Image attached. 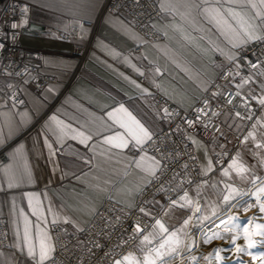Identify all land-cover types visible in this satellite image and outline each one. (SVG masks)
Here are the masks:
<instances>
[{"label": "crops", "instance_id": "obj_1", "mask_svg": "<svg viewBox=\"0 0 264 264\" xmlns=\"http://www.w3.org/2000/svg\"><path fill=\"white\" fill-rule=\"evenodd\" d=\"M21 1L49 14L42 21L37 22L41 27L49 24L53 15L74 23L78 19L76 14L78 11H87L90 17L87 21H92L96 18L104 2V0H95V3L90 5L77 3V0ZM154 1L160 14L153 20L152 25L155 24V29L161 34L160 40L154 43L140 44L130 35V32L134 30L125 11L116 14H103L96 24L92 49L79 70H77V62L67 56L71 51V43L42 32L32 31L29 33L23 30L20 38L23 46L44 50L47 53L43 58L52 61H64L68 67H55L46 64L42 59L40 70L43 74L56 78V83L49 84L56 86V91L45 95V90L49 86L47 85L36 96L30 88L23 87L25 91L21 93L25 105L12 110L16 127L10 132L9 127L0 122V130H2L4 141L3 144H0V152L3 151L5 154V160L0 162V187L3 188V191H0V217L6 219L9 240L8 248L0 249V253H2L0 264H30L26 257L21 255L16 247L12 246L17 243L15 234L17 227L21 232L24 227L23 220L18 213H14L12 210L13 197L17 198V207L24 209L33 225L39 222L35 216L31 215L28 199L24 196L26 192L38 196L39 202L42 204V209H38V211H43L49 220L52 217L47 213V208L51 205L55 211L71 216L83 227L92 217L86 214L83 209L84 203H94L98 209L102 202L109 198L115 202L120 201L119 204L126 207L134 205V199L137 195L129 196L127 189L133 188L140 182V176L137 175L139 170L128 166V161L122 156L109 158L98 154L93 158V153L85 148L83 144L79 143L78 140L69 138L63 142L62 146L54 144L58 148L55 157L58 168L54 170L53 161L49 158L48 150L43 143L45 134L49 136L50 140H55L51 133H46L43 129V125L50 116L55 114L59 119L71 123L74 127H80L81 125L91 127L98 123L96 121L97 117L106 118V113L112 107L124 103L129 111L147 126L153 129H162L165 125L164 121L155 116L154 109L149 106L153 105L149 98L147 103L144 99L139 98L136 91L120 78L118 73H124L132 79H136L143 86L148 87L151 92L159 93L185 111L191 109L188 106L190 102L195 103V101H190L189 98L194 95L198 96L199 93L194 91L193 82L181 70V67H177V64L173 63V60H176L181 66H190L194 72L208 67L217 75L219 69L212 68L211 65L215 58L220 55L204 50L209 48L210 41L225 45L224 38L212 25L202 19L199 21V26L205 31H193L190 26L185 25L195 38L193 42L183 41L178 34L171 32L170 36L172 38H166L163 35L162 27L171 22L172 16L162 13L158 0ZM176 19L177 22H181L179 17H176ZM154 44L161 45V48L153 47ZM165 47L169 50L167 55L162 50ZM136 48L138 52H135ZM110 52L119 53L120 56L114 57ZM142 53H146L150 59L157 60L162 67L167 69L164 76L158 78V80L162 87L168 91V95L152 87L148 80L138 77L132 69L122 62V57L132 56L134 63L147 66V61L135 59V57L141 56ZM139 79H142V81H139ZM2 85L3 81H0V87ZM252 87L256 88L257 94H260V89L255 84ZM173 90L175 91L173 92ZM244 92L246 94L247 88L244 89ZM129 97H132V99H129ZM3 103L0 100V104ZM252 104L255 108L252 109L254 117L250 121V125L255 123L257 118L264 121V108L259 107L255 101H251ZM49 105L52 106L48 109ZM9 108H11L10 105ZM155 109L158 108L155 107ZM25 111L31 117L30 122L20 124V117L15 113ZM225 112L230 111H224L216 118L225 133L224 136L217 135L218 141L216 144H213L214 136L210 137L208 141H202L193 136L202 145L200 147L188 140L189 146L196 153L199 162V173L201 172V165L207 162L206 155L212 157L214 165L213 170L208 172L207 176H202L204 180L208 181V184L202 187L199 197L195 196L194 186L189 188V194L194 203H198L200 212L193 216L190 224L185 229L188 233L194 226L203 227L214 222L232 202L240 198V196H237L226 203L224 196L229 195L230 191L226 184L245 192L254 185L251 182L254 177L264 178V164L260 162L258 155L253 154L254 152L264 154V149L257 150L254 143H248L247 145L240 143L247 131L251 130L250 125L247 126L246 122L243 121L241 122L243 131L237 132L235 129H229L227 124L223 123L225 119L223 113ZM120 115L127 120L126 116ZM257 128V138L264 139V135H261L264 133V128H260L259 125ZM115 130L123 131L122 129ZM20 145H23L21 152L15 156L11 155ZM220 145H223L224 148L222 149ZM205 149H207V153ZM213 149H215V153H221L222 151L226 153L220 166H216L214 162ZM237 153H240L244 166L249 169L245 174L246 180H242L235 170L230 171L227 177L222 175L223 170L232 163L230 157H235ZM124 155L130 159L135 153L126 149ZM148 155L151 156L149 152ZM84 158L90 160L91 163H84ZM25 164L31 170L33 182H24L19 187L9 189L3 170L10 166L11 171L22 172ZM125 171L127 174H125ZM65 173L67 175H64ZM85 173L88 174L86 177H84ZM76 177H84L83 182L76 179ZM258 181L256 180L255 184ZM96 185L106 189V191H98L95 188ZM155 199L160 203H165L163 194L156 195ZM32 203L35 207L37 200L34 199ZM152 211L162 219L167 227L176 229L182 226L183 220L187 216L192 215L194 208L191 210L176 209L170 211L167 215L159 212L156 207H153ZM144 217L153 223L151 217ZM197 217L200 219H197ZM61 226L69 232H75L71 225L62 224ZM147 229L151 232V225ZM139 244L140 241L137 242L133 251L137 256L141 255L137 251Z\"/></svg>", "mask_w": 264, "mask_h": 264}, {"label": "snow or ice", "instance_id": "obj_2", "mask_svg": "<svg viewBox=\"0 0 264 264\" xmlns=\"http://www.w3.org/2000/svg\"><path fill=\"white\" fill-rule=\"evenodd\" d=\"M32 2H38V0H32ZM158 2L161 12L172 16L171 22L162 27L163 35L166 38H172V36H170L171 32L178 34L183 41L193 42L195 38L185 25L190 26L193 31H205L199 26V21L201 19L212 25L220 36L224 38V41H226L225 45H221L216 41H210L209 48L204 51L218 53L223 57L222 64H215L213 62L211 67L221 69L222 71L220 74L224 79L229 80V85H231V87H229V85H217L215 83L216 75L213 71L209 70L208 67L203 68L201 71L194 72L190 66H181L176 60H173V63H176L177 67H181V70L184 71L193 82L194 91L199 93L198 96L194 95L189 98L190 101H195V103L190 102L188 105L193 109L194 118H188L187 115L181 117L179 111L175 109L170 110L167 106L155 109L154 105H149L154 109L155 116L169 124L175 121L177 117H180L182 124H186L188 128L192 129H194L196 125L202 126L205 130L215 127V133H218L219 136H224L225 133L222 131L221 126L215 123V118H218L221 113L217 110V107L213 105L212 101H217L219 98L223 97L229 105H232V101L239 97V102L232 106L231 111L223 113L225 117L223 123L227 124L229 129H235L237 132L243 131V124L241 122L252 121L254 117L251 101H255L259 107L264 108V53L257 55L255 62L247 60L246 64L241 63V60L245 59L241 56V52L245 51L248 45L253 42H264V0H158ZM77 3L91 5L95 3V0H77ZM136 3L139 4V0H136ZM28 14L29 8L27 6L21 7V19L12 21L9 26L12 31L10 33H4L2 28H0V75L11 76L13 74L3 67L2 52L5 48V44L2 41L8 40L15 45L18 35L15 30L20 29L28 31L29 33L35 30V26H29ZM76 14L78 19L75 21V25L79 29V39L83 41L87 39L88 29L85 27L84 22L89 20V13L87 11H78ZM176 17H179L181 22H177ZM152 27L155 28L156 25L153 24ZM48 35L59 38L56 37L54 33H48ZM130 35L140 44L147 43V41L139 37L134 31L130 32ZM153 47L161 48V45L154 44ZM162 50L165 51L166 55L168 54L169 50L166 47ZM110 54H113L114 57L120 56L119 53L110 52ZM42 59L46 64H51L55 67H68L64 61H52L48 58ZM121 59L138 77L148 80L152 87L168 95V91L162 87V84L158 80V78L164 76L167 69L162 67L157 60L150 59L146 53H142L141 56L135 57V59L147 61V66L134 63L132 56H124ZM7 67H12V63L9 62ZM244 68L248 69L246 75L243 73ZM22 72L27 74V79L24 81L25 85L35 79V77L30 74L27 66L24 67ZM21 74V72L15 73L17 76ZM118 75L127 82L130 87L136 91L137 96L144 99L146 103L147 99L153 96L150 89L143 86L136 79H132L124 75V73H118ZM254 84L260 89V94H257L256 88L252 87ZM6 87L9 89L6 93H4V88L0 87V93H4L6 97L4 103L0 104V122L6 124L11 132V130L16 127L12 110L16 109L18 105L24 104V101L19 98L18 92L25 91V89L11 82L7 83ZM37 87H39V85H37ZM213 88H215V90H212ZM232 88H234L235 91H232ZM245 88H247L246 94L244 92ZM55 91L56 86L49 85L45 90V95ZM174 91L175 90H173V92ZM129 99H132V97H129ZM9 102L11 103V108H9ZM120 114L126 116L127 120L123 119ZM15 115L20 117V124H27L30 122L31 117L26 111L16 112ZM96 121L98 123L91 127H86L84 125L74 127L71 123H66L59 119L55 114L49 117L48 121L43 125V129L46 133H51L55 140H50L49 136L45 134L43 143L48 150L49 158L53 161L54 170L58 168V165L55 163L58 148H56L54 144L62 146L63 142L69 138L78 140L79 143L83 144L85 148L93 153V158L98 154L101 156H108L109 158L112 156H122L128 161V166L139 170L137 175L140 176V182L133 188L127 189V194L129 196L143 195L145 186L151 185L153 181H158L160 176L163 175L167 169L166 163L156 159L155 156L148 155V146L153 142L154 137L159 136L161 139L167 140L174 133L180 134L186 133L187 131L182 128L181 124H177L175 130L170 129L167 133H165L163 129H153L140 119H137L124 103H119L112 107L111 110L106 113V118L97 117ZM258 125L260 128H264V121H262L261 118H257L256 122L250 125L251 130L247 131L246 135L240 140V143L245 145L254 143L257 150L264 149V139L257 138ZM115 129H122L123 131ZM215 133L213 144H216L218 141V137ZM261 135H264V133ZM183 139L185 141L191 140V142L198 147L202 146L200 142L195 140L191 135L186 134L183 136ZM3 142V134L2 130H0V144H3ZM220 147L222 149L224 148L223 145H220ZM22 149L23 145H20L11 155L15 156L19 154ZM126 149L133 151L135 155L129 159L124 155ZM212 151L217 161H220L226 154L223 151L221 153H215V149ZM205 152L207 153V149H205ZM253 154L258 155L260 162L264 164V154L260 152H254ZM161 155L165 160L169 158L166 153H162ZM191 159L195 160L196 157H191ZM230 159L232 163L223 170L222 175L227 177L230 171L235 170L242 180H246L247 177L245 174L249 169L244 166L240 153H237L235 157H230ZM206 161L205 164L201 165V176H207L208 172L213 170L214 165L212 157L206 155ZM84 163H91V161L84 158ZM182 169L187 170L188 165L184 164ZM3 173L6 177L7 187L9 189L19 187L20 184L24 182H33L31 170L27 164H25L22 172L11 171L9 166V168L3 170ZM141 173L143 175H140ZM125 174H127L126 171ZM64 175H67V173ZM87 175L88 174L85 173L84 177ZM179 176L180 173H176L170 181L166 184H162L159 189H156L153 197L149 200H144L142 202L143 206L138 209L139 213L151 217L153 221L151 224V232H149L146 227H141L139 222H136L132 233L127 237V239H138L140 241L137 251L141 255L137 256L133 252L116 253L114 251L115 247H123V245L127 243V240L122 236L121 243L119 245H114L104 254V258L109 259L110 264H173V261L177 259L182 261L185 258L184 252H191L194 244L191 242L192 238L185 229L190 224L193 216L200 212V208L198 203H194L185 185H193L195 196L199 197L202 187L207 185L208 181L201 180L199 182H194L189 178L187 171H185V178L174 183ZM84 177H76V179L83 182ZM260 179V177H254L251 182L255 184L256 180ZM213 186L215 185L213 184ZM226 187L230 190L229 195L224 196V201L226 203L237 196L247 195L246 192L233 188L231 185L226 184ZM95 188L100 192L106 191V189L101 188L99 185H96ZM0 191H3L2 187H0ZM259 193H264V187H259L255 192H252V195L256 196L258 203ZM159 194L164 195L165 203H160L155 199V196ZM24 196L28 199V207L31 210V215L35 216L39 223L33 225L24 209L17 207V198L13 197L12 210L14 213H18L19 217L23 220L24 227L22 232L19 227H17L15 233L17 236V243L12 246L16 247L21 255L26 257L30 264H55L54 253L56 252L57 245L53 240L52 230L62 224L71 225L73 229H75L72 235H76L77 233L82 234L89 229L81 226V224L71 216L63 215L55 211L51 205L47 208V213L52 217L51 220H49L48 216L45 215L43 211H38V209H42V204L39 202L38 196L27 192L24 193ZM34 199L37 200V205L35 207H33L32 203ZM119 202L120 201H117V203ZM252 206L253 205L248 204L245 211ZM153 207H156L158 211L162 212L164 215L176 209L191 210L194 208V212L183 220V224L180 228L170 229L165 225L162 219L152 211ZM83 209L89 216L97 215V208L94 203H84ZM259 211L264 213V204H259ZM197 219L200 218L197 217ZM117 222H120L119 217H117ZM108 223H111V221H108ZM249 223H251V220ZM49 225L52 230L49 229ZM257 227L261 226L257 225ZM60 231L64 235L69 234L67 229L61 228ZM244 232L246 234L245 240L247 241L245 246L241 247L238 245L236 243L238 237H233L228 249L218 248L215 251L219 253L221 251L233 252L234 250L236 254L234 264H244L241 259V255L244 253L251 256L253 264H255L257 259L264 261V252L257 254L250 251L258 243V241L252 239V236L264 237V232L249 233L247 228L244 229ZM202 235L204 237V243H210L212 239L218 236L217 233L211 235L209 233H202ZM186 239L189 241L188 243L185 242ZM259 242L264 243V241ZM80 243L82 244L83 242ZM88 243L90 247L84 249V251L90 254V256L95 255L92 249H101L103 247L96 241H89ZM0 255H2V253H0ZM191 259L195 260L196 257H192ZM204 259L208 258L205 257ZM217 259L223 261L229 259V257L218 255ZM81 264H83L82 258Z\"/></svg>", "mask_w": 264, "mask_h": 264}, {"label": "built area", "instance_id": "obj_3", "mask_svg": "<svg viewBox=\"0 0 264 264\" xmlns=\"http://www.w3.org/2000/svg\"><path fill=\"white\" fill-rule=\"evenodd\" d=\"M18 6V7H13ZM27 6L29 8V23L39 25L37 22L42 21V19L49 14L43 10L37 9L21 0H0V28H2L4 33H10V24L14 20H20V8ZM120 11H125L133 30L147 43H154L161 38V34L152 27V22L156 19L160 11L154 0H139V4L136 0H104L101 8L99 9L96 18L92 21H85V27L88 29L87 39L81 41L79 39V29L76 27L75 22L71 23L68 20L60 16H52L49 24L43 26L42 31H36L38 33H54L57 39L69 42L72 44L71 51L67 56L73 58L77 62V70H79L84 64L89 52L92 49L93 37L98 19L103 14H116ZM40 26V25H39ZM17 39L15 45L10 41H2L5 44V48L2 52L3 56V67L7 71L12 72L11 76L0 75V81H3L2 87L4 88V93L8 92L9 89L6 84L11 82L21 87H27L32 90V92L38 96L41 91L49 84L56 83L55 77L47 76L43 74L40 70V62L43 56L47 53L44 50L28 48L22 45L20 38L23 30L17 29ZM138 52V49H135ZM255 53V55H254ZM264 53V42H253L247 46L245 51L241 52V56L245 59L241 60L242 64H246L247 60L253 62L256 61V56ZM9 62L12 63V67H7ZM215 64H222L223 57L217 56L213 61ZM212 62V64H213ZM27 66L30 74L35 77L34 80L28 84H24L25 79H27V74H24L22 70ZM221 69H219L215 83L220 86L228 85L229 80L224 79L220 74ZM16 72H21L22 74L17 76ZM248 69L244 68L243 73L247 74ZM230 79V78H229ZM142 81V79H139ZM39 85V87H37ZM212 90H215L213 88ZM232 91H235L232 89ZM4 93H0V100L4 102L6 97ZM153 96L149 97L150 102L158 109L167 106L170 110L175 109L179 111L181 117L187 115L188 118H194V112L191 108L187 112L182 110L177 105L173 104L169 100L165 99L157 92H152ZM19 98L24 101V104L18 105L21 107L25 105V100L21 92H18ZM239 102V97L232 101V105H229L225 98L221 97L217 101H212L213 105L217 107V110L222 113L224 111H231L232 106ZM11 106V103L9 102ZM52 106V105H51ZM48 106V109L51 107ZM255 106L252 104V109ZM246 125H250V121H244ZM215 123L220 125L218 120L215 118ZM164 127L162 128L165 133L170 129L175 130L177 124H181L182 128L186 129V133L173 134L167 140L161 139L159 136H155L153 142L148 146V152L151 156H155L156 159L163 161L167 164V169L160 176L158 181H153L151 185L146 186L143 195H137L134 199V205L132 207H126L119 204L109 198H106L100 207L97 209V215L92 216L85 228L89 229L84 233H77L72 235V232L68 231V235H64L60 229L64 228L59 225L56 229L52 230L51 226L49 229L52 230L53 240L55 241L57 247L54 253L55 264H81V258L83 259V264H110V260L104 258L105 252H107L114 245H119L121 243V237L127 240V243L123 247H115L114 251L116 253H128L133 252L135 245L139 241L133 239H127V237L132 233L136 222L141 224V227L149 228L151 225V220L145 218L143 214L139 213V207L143 206L144 200H149L153 197L156 189H159L162 184H166L172 179L176 173H180L176 182L185 178V171L189 174L194 182H199L204 180V178L199 173V162L195 151L189 146L188 140L183 139L184 135L194 136L202 141H208L210 137L214 136L215 127L205 130L202 126L196 125L194 129L188 128L186 124H182L180 117H177L172 123H167L164 121ZM222 128V127H221ZM215 135H219L215 133ZM166 153L168 159L165 160L161 155ZM191 157H196L192 160ZM5 160V154L3 151L0 152V162ZM224 159L220 161L216 160L214 157V162L216 166H220ZM184 164L188 165V169H182ZM193 185L186 184L185 187L189 190ZM165 199V197H164ZM113 210V211H110ZM117 217L120 218V222H117ZM111 221V223H108ZM209 227L208 224L204 225L203 228ZM66 229V228H64ZM89 241H96L98 244L102 245L101 249H92L95 255L86 253L84 249L89 248ZM80 242H83L82 244ZM9 246L8 234H7V223L6 219L0 217V249H6ZM193 252H184V259H189ZM191 258V257H190ZM179 260V259H177Z\"/></svg>", "mask_w": 264, "mask_h": 264}, {"label": "rangeland", "instance_id": "obj_4", "mask_svg": "<svg viewBox=\"0 0 264 264\" xmlns=\"http://www.w3.org/2000/svg\"><path fill=\"white\" fill-rule=\"evenodd\" d=\"M259 187H264V178L259 180L256 184L251 186L245 192L247 195H241L237 201L232 202L214 222L212 225L203 228L202 226H194L189 231V236L192 238L191 242L194 244L192 248V257H196L192 260L190 257L187 260H175L173 264H234L235 252L221 251L217 253L215 250L218 248L228 249L233 237H238L236 243L241 247L245 246L247 241L245 240L244 229L247 228L249 233L264 232V213L259 211V204H264V193H259V203L256 196L252 195ZM248 204L253 205L250 209L245 211ZM251 220V223L249 221ZM223 221V223H222ZM257 225L261 227H257ZM211 230V231H210ZM202 233H217V238L211 240L210 243L203 242ZM252 239L258 241L256 246L250 251L253 253L264 252V237L252 236ZM186 243L189 241L186 239ZM229 257L227 260H218L217 256ZM207 257L208 259H204ZM241 259L244 264H253L251 256L247 253L241 255ZM255 264H264V261L257 259Z\"/></svg>", "mask_w": 264, "mask_h": 264}, {"label": "water", "instance_id": "obj_5", "mask_svg": "<svg viewBox=\"0 0 264 264\" xmlns=\"http://www.w3.org/2000/svg\"><path fill=\"white\" fill-rule=\"evenodd\" d=\"M29 26L31 27V26H35V30H34V32H36V31H42V27L41 26H39V25H36V24H32V23H29Z\"/></svg>", "mask_w": 264, "mask_h": 264}, {"label": "bare ground", "instance_id": "obj_6", "mask_svg": "<svg viewBox=\"0 0 264 264\" xmlns=\"http://www.w3.org/2000/svg\"><path fill=\"white\" fill-rule=\"evenodd\" d=\"M208 225H209V226H211V225H212V223H209Z\"/></svg>", "mask_w": 264, "mask_h": 264}]
</instances>
